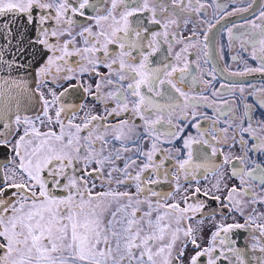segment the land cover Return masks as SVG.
Wrapping results in <instances>:
<instances>
[{
    "label": "snow or ice",
    "instance_id": "1",
    "mask_svg": "<svg viewBox=\"0 0 264 264\" xmlns=\"http://www.w3.org/2000/svg\"><path fill=\"white\" fill-rule=\"evenodd\" d=\"M189 7L199 13L204 4L201 0L195 4L192 0H168L167 4L165 0H0V147L13 154L0 164V264H204L202 257L206 264H217L227 258L223 252L214 255L217 243H227L221 233L255 223L250 215L245 224L216 225L205 247L190 223L205 207L203 200L196 199L201 194L197 172L216 169L210 157L222 150L204 138L203 132L200 139L184 136V127L173 121L176 109H195L200 107L199 100L209 99L190 96L185 90L186 82L191 79L195 84L196 79L182 54L195 44L184 43L175 54V63L168 58L173 44L184 42L175 33L170 38L169 25L179 26L176 10L184 12ZM86 9L96 14L88 15ZM21 16L26 25L33 26L34 34L26 26L14 29L13 21ZM75 16L93 23L80 24L81 30L73 35L72 28L78 23ZM48 20H55V26L45 27ZM256 20L246 21L239 35L229 29V38L239 41L245 51L251 48V58L259 61V67L245 71L264 73V10ZM149 24L159 25L162 31H152ZM63 36L68 39L61 42ZM77 36L82 47L76 46ZM164 44L168 45L166 52H162ZM158 53L161 58L154 63L152 58ZM73 56L79 58V73L69 63ZM101 65L108 70L107 76L98 71ZM85 73L100 77L94 91L91 83L81 79ZM103 88L111 90L102 95ZM81 91L104 105L102 114L89 110L79 115L85 107L78 102ZM109 101L114 105L109 107ZM260 107L264 108V101ZM244 115L247 127L243 122L238 125L241 147L247 144V133L256 141L249 150L264 152V137L257 135L264 132V120L254 127L247 105ZM109 117L123 118L112 123ZM188 117L182 111L178 119ZM190 117L195 121L197 113L192 111ZM137 119L142 123L136 124ZM192 126L200 131L199 123ZM182 137L186 152L181 158V149H175L176 172L171 176L175 191H157L151 185L169 181L167 169H161L172 159L165 155L171 149L158 145L174 144ZM146 138L151 141L148 150L141 147ZM221 139L212 136L213 141ZM232 139L236 141L235 134ZM205 147L211 149L210 154ZM129 152L134 154L126 156ZM157 154L162 156L159 161ZM245 156L237 157L241 164ZM140 157L144 159L138 164ZM223 163H231L228 155ZM256 169H260L258 176L253 175ZM181 174L189 184L191 176L196 186L182 191ZM232 176L241 185L245 177L264 185V169L259 164L251 171L233 167ZM215 187L219 190V181ZM242 190L249 194L247 188ZM237 192L236 187L229 190L230 202ZM176 193L181 194V201L168 203ZM202 194L220 200L210 196V190ZM255 227L264 237V224ZM229 251L238 264H244L238 249Z\"/></svg>",
    "mask_w": 264,
    "mask_h": 264
},
{
    "label": "flooded vegetation",
    "instance_id": "2",
    "mask_svg": "<svg viewBox=\"0 0 264 264\" xmlns=\"http://www.w3.org/2000/svg\"><path fill=\"white\" fill-rule=\"evenodd\" d=\"M74 2V0H73ZM93 2H99V0H93ZM195 4V0H192ZM168 3V0H165ZM204 7L200 9L199 13L192 10L189 7L184 12L177 11L179 26L169 25L168 32L171 35L175 33L177 38H184L183 43H174L171 49V53L168 55L170 61L175 63L174 57L177 52H180L184 47V43H193L194 47H190L187 53H183V56L187 57L189 62L190 71L195 76L196 83L193 84L191 79L186 82L185 90L190 96H208V101L199 100L200 107L192 109H176V113L173 116V121L181 127H184V136L191 135L197 139L201 138V132L204 133V138L209 139L218 149L215 157H210L211 162L216 164L218 167L214 170L205 172L200 169L197 172V179L199 180V187L201 188V194L196 198L205 202V207L201 212L195 214V218L190 222L192 227L196 229V235L198 242L201 247L207 246L208 240L210 239L211 233L216 231V225L219 224H245V219L248 216L255 217V223L245 228L233 229L229 233H221V236H226L227 243H217V251L214 255H218L223 252L227 258L222 257L217 261V264H238L237 257L234 252L229 251V248L238 249L240 256L244 261V264H262L264 262V252L260 251L261 247H264V237H261L259 230L255 227L256 224H264V185H261L259 180H250L245 177V184L241 185L238 177L232 176L233 167L244 168L246 171H251L260 165L261 169H264V152L262 151H250L253 144L256 141L252 140L247 133L244 134V140L247 144L242 148L239 143V128L238 125L243 122L244 126L247 127L248 117L244 115L245 106H249V113L252 119L253 126H256L257 121L264 120V108L260 107V102L264 101V73L260 72H246V68L259 67V61L251 58V48L245 51L241 43L236 39L229 38V29L232 30L234 36L239 35L240 32L244 31L247 27L246 21L256 20L259 13L264 10V0H201ZM107 4L104 8H107ZM169 7H171L169 5ZM236 9H247V11H236ZM88 15H95L91 9H86ZM34 14H38V10H34ZM54 14V13H53ZM147 13L144 14V18L147 17ZM161 15L162 22L163 17ZM7 19V18H4ZM77 21V25L72 28L73 35L81 30L80 24H91L93 21H84L83 17H73ZM133 20L136 18L133 17ZM185 21H188L185 23ZM146 22V21H145ZM63 23V21H61ZM256 23H261L260 20H256ZM55 20H48L45 27L55 26ZM242 25L243 27H235ZM27 27L29 33H32L33 26L26 25L24 18L21 16L18 21H13L14 29L16 27ZM67 27V25H65ZM148 27L152 31H162L159 25L149 24ZM95 31V29H94ZM195 32V35L193 34ZM34 34V33H32ZM207 34L208 40L205 42V35ZM191 38L188 40L187 38ZM68 39L67 36L60 37V41ZM55 42V38H53ZM205 43L207 47L205 48ZM77 47H82V39L77 36ZM113 47L114 46H110ZM168 48L167 44H164L162 52H166ZM207 52V56H205ZM233 57L236 59L234 60ZM160 54L153 57V62L156 63L160 59ZM198 58V60H197ZM207 60V63H205ZM69 63L74 65L76 73L80 72L79 58H69ZM197 63L199 66H197ZM102 76H107L108 70L101 65L98 69ZM244 73L243 75H232V73ZM212 73V75H209ZM81 79L85 83H91L94 85L100 80L99 76H89L85 73ZM207 80L209 83L205 84ZM75 83V81H73ZM221 85L227 87L222 88ZM243 88V92H241ZM111 90L110 88H103L101 94ZM216 92L217 95L213 96L212 93ZM78 102L85 105L83 111L79 113L83 116L89 110L93 111V114H102L104 105L95 102L91 95L83 93L82 91L77 94ZM210 104V107H205V104ZM109 107L114 105V102H108ZM95 105V107H93ZM184 111L189 114L187 120H179L180 113ZM195 111L197 113V119L191 120L190 113ZM123 117L113 118L109 117V121L117 123L119 119ZM79 122V119H77ZM136 124L142 123L138 119L135 121ZM199 123L200 131H198L192 125ZM231 125V127H229ZM228 128V132L225 133L222 130ZM58 131V129H56ZM41 131H47L46 127H41ZM142 131V130H141ZM236 135V141L234 142L232 137ZM224 137V139L217 141L212 140V136ZM258 136L264 137V132H257ZM9 139H13L9 137ZM183 137L175 140L174 144H159L158 148L171 149V152H165V155H170L172 159L165 161L164 169H167L170 174L168 182H161L159 185H151L155 190L161 192H174L175 191V179H172V174H175V149H181L180 156L184 157L186 150H183ZM14 143V139H13ZM150 139H145L141 147L144 150L150 148ZM196 148H201V145H196ZM205 152L211 153V149L205 147ZM245 153L247 155L245 156ZM134 153H125L126 156H132ZM12 152L8 148L0 147V164L6 163L12 159ZM224 155H228L231 163L224 164ZM245 156L243 164L237 159V157ZM143 157L137 160V163L143 161ZM155 159L159 161L162 156L157 154ZM121 166L123 161L118 162ZM135 167V166H133ZM132 169H130L131 171ZM260 169H256L253 173L254 176H258ZM147 175V173H146ZM153 178L155 176L153 175ZM191 184L185 180L184 175H180L179 183L183 188H189L190 190L196 186V181L191 180V176L188 178ZM219 181V190L215 187ZM99 183V182H97ZM236 187L238 192L233 195V199L230 202L228 200V192L231 188ZM248 189V195H245L243 190ZM210 190V196H219L220 200L209 199V197L203 196V191ZM100 191V188L96 189ZM119 190H124L123 186ZM135 191V189H131ZM155 199V198H153ZM255 199L256 203H253ZM181 201V194L176 193L174 199L168 201L173 203ZM236 201H240L237 205ZM190 203L194 201L190 200ZM183 207V203H181ZM203 220V224L199 221ZM219 241V238H218ZM255 245V247H253ZM188 254L192 252L191 245L188 248ZM187 259V256L185 257ZM204 264H206V257L201 258Z\"/></svg>",
    "mask_w": 264,
    "mask_h": 264
}]
</instances>
